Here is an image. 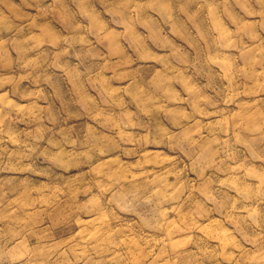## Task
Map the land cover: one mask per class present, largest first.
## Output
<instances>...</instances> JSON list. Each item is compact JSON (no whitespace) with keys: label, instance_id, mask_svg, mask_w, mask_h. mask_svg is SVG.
<instances>
[{"label":"rangeland","instance_id":"rangeland-1","mask_svg":"<svg viewBox=\"0 0 264 264\" xmlns=\"http://www.w3.org/2000/svg\"><path fill=\"white\" fill-rule=\"evenodd\" d=\"M0 264H264V0H0Z\"/></svg>","mask_w":264,"mask_h":264}]
</instances>
